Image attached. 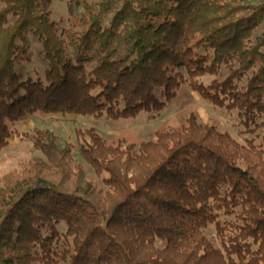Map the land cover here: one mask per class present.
<instances>
[{
	"label": "trees",
	"instance_id": "trees-1",
	"mask_svg": "<svg viewBox=\"0 0 264 264\" xmlns=\"http://www.w3.org/2000/svg\"><path fill=\"white\" fill-rule=\"evenodd\" d=\"M52 3L0 0V151L34 115L157 116L182 87L263 131L239 142L193 113L139 144L77 131L83 164L35 131L41 158L0 185V264H264V0H68L67 30Z\"/></svg>",
	"mask_w": 264,
	"mask_h": 264
},
{
	"label": "rangeland",
	"instance_id": "rangeland-1",
	"mask_svg": "<svg viewBox=\"0 0 264 264\" xmlns=\"http://www.w3.org/2000/svg\"><path fill=\"white\" fill-rule=\"evenodd\" d=\"M248 2L255 3L256 0H248ZM51 11L52 19L64 30L71 28L81 13L80 9L74 8L73 13L69 14L68 0H53ZM113 16V10L103 14L101 17L102 28H108ZM30 45L31 62L23 65V72L25 77L35 80L38 75H42L46 65L38 55L40 46L31 38ZM124 54L125 52H122L119 58ZM201 81L207 84L210 78L206 77ZM192 113L197 116L201 124L214 126L222 133H229L236 141H252L254 145H258L260 142L258 135L263 131L262 128L252 127L250 131H247L244 126L240 125L235 113L212 106L196 93L182 87L179 89L175 101L157 116L141 113L132 120L112 121L105 117L93 116L34 115L15 124L12 127L13 134L8 141V146L0 151V185L6 175L19 171L23 164H27L33 158H41L40 153L33 146L35 131H47L53 134L61 147L72 145L71 157L73 161L83 164L78 154L75 135L77 131L94 129L105 142L110 144L121 141L139 144L142 141L154 140L158 131L176 129L185 125ZM85 171L89 179L94 178L89 168L86 167ZM66 186L69 184L64 185V187ZM59 231H63V228L59 227ZM205 235L210 239L213 238V229L206 230Z\"/></svg>",
	"mask_w": 264,
	"mask_h": 264
}]
</instances>
